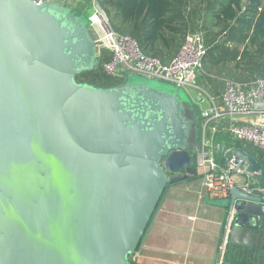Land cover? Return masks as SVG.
Here are the masks:
<instances>
[{
    "label": "water",
    "instance_id": "obj_1",
    "mask_svg": "<svg viewBox=\"0 0 264 264\" xmlns=\"http://www.w3.org/2000/svg\"><path fill=\"white\" fill-rule=\"evenodd\" d=\"M97 64L71 7L0 0V264H131L167 188L197 176L198 116L181 88L76 81ZM210 204L226 210L224 263L261 261L260 195L232 188Z\"/></svg>",
    "mask_w": 264,
    "mask_h": 264
},
{
    "label": "built area",
    "instance_id": "obj_2",
    "mask_svg": "<svg viewBox=\"0 0 264 264\" xmlns=\"http://www.w3.org/2000/svg\"><path fill=\"white\" fill-rule=\"evenodd\" d=\"M32 1L40 5L62 0ZM93 4L95 11L88 17V27L94 35L96 57L106 77L122 82L128 76L146 77L205 94L206 98L202 97L198 103V146L192 157L193 167L202 181L203 197L212 201L228 200L230 189L237 188L248 195L259 194L264 204V189L260 185L262 167L258 172L249 173L246 163L235 157L237 149L251 155L246 151L251 147L264 163V75L237 83L206 74L203 62L209 46L201 27L189 31L171 61L164 63L142 53L134 38L116 33L97 0ZM207 76L222 86L221 92L215 93L207 84L211 92L207 93L197 85V81ZM238 143L243 146L238 147ZM227 241L226 235L219 244L216 264L224 263Z\"/></svg>",
    "mask_w": 264,
    "mask_h": 264
},
{
    "label": "trees",
    "instance_id": "obj_3",
    "mask_svg": "<svg viewBox=\"0 0 264 264\" xmlns=\"http://www.w3.org/2000/svg\"><path fill=\"white\" fill-rule=\"evenodd\" d=\"M97 2L112 17L113 30L134 38L145 55L168 63L179 50L185 35L201 27L209 46L203 62L206 74L237 83L253 81L264 75V0ZM216 30L225 33V41L213 46L220 40H215ZM226 43L230 44V50L225 46ZM243 43L246 44L241 53ZM76 81L102 87L122 82L106 77L99 61L94 71L77 76ZM204 84L212 87L215 93L220 90L219 83L208 76ZM237 146L243 145L238 143ZM258 160L262 167L260 185L264 189V163L261 158ZM131 264L139 263L131 260Z\"/></svg>",
    "mask_w": 264,
    "mask_h": 264
},
{
    "label": "crops",
    "instance_id": "obj_4",
    "mask_svg": "<svg viewBox=\"0 0 264 264\" xmlns=\"http://www.w3.org/2000/svg\"><path fill=\"white\" fill-rule=\"evenodd\" d=\"M218 86L221 92L222 86ZM246 151L257 160L261 158L251 147ZM210 201L203 197L199 174L169 186L141 248L131 260L139 264H216L226 210ZM254 245L261 251V261L247 259L242 263L241 259L230 257L229 263L222 264H264V238L256 237Z\"/></svg>",
    "mask_w": 264,
    "mask_h": 264
},
{
    "label": "rangeland",
    "instance_id": "obj_5",
    "mask_svg": "<svg viewBox=\"0 0 264 264\" xmlns=\"http://www.w3.org/2000/svg\"><path fill=\"white\" fill-rule=\"evenodd\" d=\"M62 4H65L69 7H71L73 10H75L77 13L81 14L86 20H87V25L89 26V22H88V17L95 11V6L93 4V0H62L61 1ZM106 12V11H105ZM110 22L111 21V16L106 12ZM229 32V31H227ZM216 38L215 40L218 41V38H220V40L216 43V44H213V46H218L220 44H222L224 41H225V33H220L218 30H216ZM232 37L234 36V33L231 34ZM227 37L229 36V33L228 35H226ZM246 43H243V45L240 47V50H241V53L244 49V46H245ZM226 47H229L228 49L230 50L231 47H230V44H225ZM205 72V71H204ZM133 77H139V76H133ZM212 79V78H210ZM154 80V79H153ZM157 81L159 84L163 85V86H167V87H176L175 85L169 83V82H165V81H161V80H155ZM216 82V81H215ZM197 85L205 92L207 93H211L210 90L207 88V86L204 84V80L203 81H197ZM182 90V93H184L188 99H190L192 101V105H193V108L195 110V113L196 115L198 116V126H200V121H199V107H198V103H199V99L202 100V97H205V94H203L201 91H198L196 89H192V88H189V90H186L184 88H181ZM205 104H203L204 106ZM195 155V154H194ZM193 155V156H194Z\"/></svg>",
    "mask_w": 264,
    "mask_h": 264
}]
</instances>
